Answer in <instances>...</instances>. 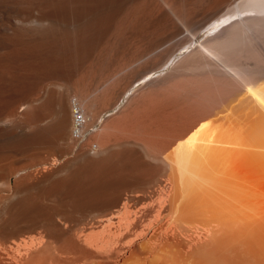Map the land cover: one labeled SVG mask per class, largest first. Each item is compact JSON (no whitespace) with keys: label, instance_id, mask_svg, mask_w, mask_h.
Segmentation results:
<instances>
[{"label":"bare ground","instance_id":"obj_1","mask_svg":"<svg viewBox=\"0 0 264 264\" xmlns=\"http://www.w3.org/2000/svg\"><path fill=\"white\" fill-rule=\"evenodd\" d=\"M257 110L264 0H0V264H264Z\"/></svg>","mask_w":264,"mask_h":264},{"label":"rangeland","instance_id":"obj_2","mask_svg":"<svg viewBox=\"0 0 264 264\" xmlns=\"http://www.w3.org/2000/svg\"><path fill=\"white\" fill-rule=\"evenodd\" d=\"M185 51V50H184ZM184 51H183V53H184ZM120 106H121V103H120ZM116 108H118V106L116 107ZM116 110V109H115ZM258 112H259V114H260V116L263 118V116L264 115H262V112L263 111H261V110H257ZM111 112H107V113H105L104 115H103V117L105 118V116H108L109 114H110ZM264 113V112H263ZM100 125H101V122L99 123ZM97 125V126H100V125ZM238 124V123H237ZM237 124H235V125H233V127H234V130L235 131H240V133H241V131H243L244 130V128L246 127V125H248L247 123H245V125L243 124V127H241L242 126V124L241 125H237ZM232 127V126H231ZM233 127H232V129H233ZM242 128V130H240L241 128ZM236 128V129H235ZM240 128V129H239ZM239 129V130H238ZM247 131L250 129V127L248 126V127H246L245 128ZM93 130V129H92ZM246 130H244L243 132H245ZM90 133V132H89ZM89 133H87L86 134V136L85 137H83L80 141H79V144L82 142V141H84L87 137H88V135H89ZM68 157L69 156H67V157H65L62 161H64V160H66V159H68ZM33 170L32 171H34V170H39V168H37V167H34V168H32ZM40 169H42V167L40 168ZM21 174H24V172H21L20 174H19V176L21 175ZM148 190V192H151L149 189H147ZM147 190H145V192H147ZM131 194V193H130ZM2 195V194H1ZM108 208V207H107ZM115 209L116 207H109L108 209ZM118 209H119V206L117 207ZM116 208V209H117ZM120 208H122V207H120ZM130 209H133L132 207L130 208ZM150 218V217H149ZM149 218H147V219H145V220H147L148 221V224L147 223H145V225H144V223H143V226H145V227H147L148 228V225H151L152 226V224H150L149 223ZM151 218H153V216H151ZM151 220L152 219H150V222H151ZM154 221V220H153ZM144 222V221H143ZM153 223V222H152ZM147 225V226H146ZM150 227V226H149ZM180 237V238H179ZM178 238H176V239H173V241L171 242L172 243V246H168V248H169V251L174 255L173 257H175L174 259V263L175 264H197L198 262L196 261V256H195V249H197L198 247H201L202 245H206L207 247H208V245L210 246V240L207 238V237H196V239H195V237H194V239H190L189 237H187V236H179ZM186 237V238H185ZM200 239V240H199ZM205 239V240H204ZM208 239V240H207ZM197 240V241H196ZM204 240V241H203ZM199 243H201V244H199ZM203 243V244H202ZM209 243V244H208ZM174 244V245H173ZM201 245V246H200ZM191 247V248H190ZM219 253H220V255H219ZM221 253H225V255L226 256H224V254L222 255ZM227 253H229V252H226V251H220V252H218V253H216V256H219V257H229V255L227 254ZM227 259V258H226Z\"/></svg>","mask_w":264,"mask_h":264}]
</instances>
